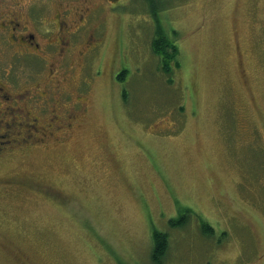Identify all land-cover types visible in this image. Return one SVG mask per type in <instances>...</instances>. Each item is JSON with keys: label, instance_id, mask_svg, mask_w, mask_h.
Masks as SVG:
<instances>
[{"label": "rangeland", "instance_id": "rangeland-1", "mask_svg": "<svg viewBox=\"0 0 264 264\" xmlns=\"http://www.w3.org/2000/svg\"><path fill=\"white\" fill-rule=\"evenodd\" d=\"M69 2L70 17L82 2L89 13L67 51L15 55L0 30V78L29 86L38 126L61 94L76 116L0 153L1 175L50 186L0 184V264H264V0ZM59 3L0 0V20L34 8L22 20L45 31ZM156 37L175 50L169 70ZM50 79L59 95L33 107ZM154 229L167 234L161 263Z\"/></svg>", "mask_w": 264, "mask_h": 264}, {"label": "flooded vegetation", "instance_id": "flooded-vegetation-1", "mask_svg": "<svg viewBox=\"0 0 264 264\" xmlns=\"http://www.w3.org/2000/svg\"><path fill=\"white\" fill-rule=\"evenodd\" d=\"M57 1H60L59 4H63L64 2V6H62V9L58 12L55 20L50 21L49 23L47 22L48 26L46 27L48 28H43L45 31L41 30L40 26H42L43 22L38 21L37 17L35 20L37 23L39 22L38 24L40 26L35 24L34 28H29L27 26L29 22L26 19L22 20L24 17H33L35 15L34 13L37 12L34 8L30 10V13L23 12L20 18L22 22L16 17V14H11L12 16L10 18H2V20H0V30H5L7 32L6 39L9 40L11 45L16 44L17 47L20 48L15 50L13 54L23 55L25 53H31L36 56L42 55V53H47L55 48H57L56 52H64L65 48L67 51L68 48L72 46L69 45L71 42V36L76 34L78 31V33L85 31L84 25H86L85 22H87L89 8L86 7V5H83L84 2H82L80 6L74 7L75 16L72 18L69 16V5L71 4V2H69L70 0ZM95 29L96 27L93 26V29H91V31H89V33H87L84 37L83 46L88 50L91 49V45H94V47L99 45L100 37L96 34ZM36 31L39 32L36 34ZM36 35H40L42 38L37 39ZM48 69L50 71L52 70L50 68ZM50 81L51 89L48 92L44 89H37L39 85L32 87V89L35 88L36 91L39 90L37 94H39L42 98L40 103L33 107L39 108V106H41L44 108L42 104L45 102V96H47L50 92L54 93L56 97L59 95L60 88L62 86L60 81L58 82L57 79H50ZM27 87H17L14 90L20 91L17 93H11L7 90L10 89L9 84L0 78V153L2 151H11L12 148L18 145L27 144L32 141L42 142L46 140V136L54 135V132L60 134L62 132L64 133L72 126V121L76 117L73 113L71 115L67 114L64 116V113L59 111L63 100L61 94L58 100H56V98L54 99L55 102H53L50 116L43 122L44 124H40L38 126L37 117L28 114L29 112L32 113L31 107L27 108V105L21 101L23 98L20 99V96L26 93ZM38 134H41V136H38ZM14 181L33 182L34 184L32 185L34 188L45 187L48 190L50 188L48 183L41 182L38 179L29 180L15 176L13 175V171L9 175L0 174L1 185H14Z\"/></svg>", "mask_w": 264, "mask_h": 264}, {"label": "trees", "instance_id": "trees-1", "mask_svg": "<svg viewBox=\"0 0 264 264\" xmlns=\"http://www.w3.org/2000/svg\"><path fill=\"white\" fill-rule=\"evenodd\" d=\"M151 42H153V48H155V54L156 55L160 54V56H161V58L159 57V59H160L159 63L162 64L166 70H169L170 55L172 57L173 54L175 53L174 52L175 50L170 51L171 53H166V54L164 53L163 54V53H161V50L163 48V46H162L163 41L161 39H159L158 37H156V39L152 40ZM168 45H169V43H168ZM164 55L166 57H163ZM171 59H173V58H171ZM117 76L119 78H122L123 72H121ZM179 220L180 221H177L178 223L185 220V218H183V216H181ZM203 226H205L208 231H212L211 226H207V225H203ZM151 240L153 241V245H152V249H151L152 258H153L152 260L161 263L162 257L165 256V254H166V248H167V244H168L167 234H166V232H162L160 230L154 229V231L152 232Z\"/></svg>", "mask_w": 264, "mask_h": 264}]
</instances>
